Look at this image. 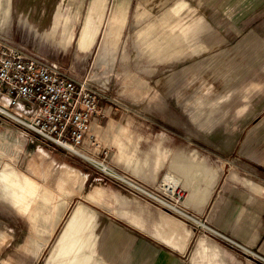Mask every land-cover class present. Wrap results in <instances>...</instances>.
<instances>
[{"label":"crops","instance_id":"1","mask_svg":"<svg viewBox=\"0 0 264 264\" xmlns=\"http://www.w3.org/2000/svg\"><path fill=\"white\" fill-rule=\"evenodd\" d=\"M123 1L115 0L113 6L111 22H115V28L126 15L125 9L124 15L119 12ZM203 6L214 12L207 15L209 18L197 17L181 27L174 42L169 43L174 47L160 49L158 60L183 53H187V60L225 58L229 56V52L224 53L229 48H225L236 43L239 56H260L253 68L263 72L264 0H219ZM96 10V3H91L87 14L95 17ZM207 27L211 32L205 33L199 42L198 36ZM82 29L75 43L77 52L88 50L98 32L88 25ZM111 35L106 32L103 40ZM205 68L207 65H203L202 69ZM210 68L209 65L208 72ZM260 74L250 81L256 88L240 101L243 107L239 114L218 118V107L224 97L208 96L211 86L206 82L209 86L203 87L204 81L193 83L191 79L188 82L192 91L176 99L195 127L207 131L218 119L222 126L231 121L232 129L226 126L225 132L211 130L202 138H193L188 131L178 136L158 133L137 138L114 137L109 144L122 147L113 152L108 150V155L103 153L99 160L85 153L78 155L90 162L87 165L49 147V164L40 170L41 180L46 185L54 183L57 189L60 179L62 186L68 187L66 194H70V189L72 192L54 222L70 203H77L58 233L52 256L46 257L44 264H187L188 245L198 231L193 221L203 226L216 221L221 233H235L231 235L234 240L257 254L232 239H225L264 260V186L259 183L264 182V77ZM216 81L223 85L227 76L219 75ZM231 103L228 100L224 104L230 109ZM175 106L168 112L167 105L163 109L162 115L168 117L166 122L169 119L170 124H176L185 117L189 123L183 110L179 106L176 110ZM98 118L92 120L90 130ZM164 118L158 116L163 123ZM173 136L183 139L188 146L173 147ZM137 143L147 145L136 147ZM123 144L134 145L133 151H122ZM37 165L41 168L42 164ZM239 170L246 175H240ZM247 171H258L263 176L258 174L254 180ZM72 250L76 256L69 259L67 254ZM222 258L223 248L205 235L194 242L191 264H218L215 260Z\"/></svg>","mask_w":264,"mask_h":264},{"label":"rangeland","instance_id":"2","mask_svg":"<svg viewBox=\"0 0 264 264\" xmlns=\"http://www.w3.org/2000/svg\"><path fill=\"white\" fill-rule=\"evenodd\" d=\"M218 1L125 0L119 12L124 15L125 9L126 15L116 23L115 28V22H111L115 0H0V36L28 53L33 52L44 60L54 62L75 78H86L90 84L103 89V96L98 102L104 115L92 124L91 137L85 138L83 144L77 146L86 155L99 160L103 153L108 155V150L113 152L116 147H122L109 144V139L114 137L137 138L158 133L178 136L188 131L189 136L202 138L211 130L225 132L228 126L232 129L231 121L222 126L223 122H218L219 119L207 131L195 127L176 99L192 91L188 82L191 79L193 83L204 81L203 87L211 86L208 96L224 97L218 107V118L239 114L243 107L240 101L246 98L251 89L256 88L252 87L253 78L260 73L261 78L264 77V71L253 68L260 56H239L235 43L225 48H229L224 51L229 52L225 58L187 60V53H183L158 60L160 49L174 47V44L169 43L174 42L173 38L179 35L181 27L197 17L209 18L207 15L214 12L203 4ZM91 3L97 5L95 17L87 14ZM85 25L90 29H98V32L88 50L77 52L75 43ZM106 32L112 35L103 40ZM207 32H211L208 27L202 30L197 38L199 42ZM214 63L217 64L214 66ZM203 65H207V68L210 65V71L202 69ZM224 74L227 81L220 86L216 79ZM228 100L232 102L230 109L224 104ZM166 105V112L171 110V106H175L176 110L179 106L189 123L185 122V117L176 124H170L169 119L166 122L168 117L162 115ZM158 116L164 118V123L158 120ZM172 144L173 147L188 146L176 136H173ZM134 145L123 144L122 151H133ZM49 147L65 153L75 162L90 163L33 133L21 121L0 114V264H44V259L52 256V249L59 239L58 233L75 207L72 206L77 203H70L54 222L59 208L67 197H71L72 192L70 189V194H66L68 187L62 186L60 179L56 184L57 189L54 183L46 185L41 180L40 170L49 164ZM39 163L42 164L41 168L37 165ZM228 171H224L223 177ZM247 174L254 180L258 179V174L263 176L258 171H247ZM259 183L264 186V182ZM239 186L241 190H246L245 186ZM196 221L203 222L201 219ZM193 224L198 231L188 245L185 256L187 264L192 263L193 244L202 235L223 248L224 258L215 260L218 264L222 261H231V264L264 263L263 259L228 241L232 239L238 243L232 237L235 233H221V226L216 221L213 225L204 223L208 228L195 221ZM241 246L257 254L250 247ZM67 255L69 259H74L76 251L72 250Z\"/></svg>","mask_w":264,"mask_h":264},{"label":"built area","instance_id":"3","mask_svg":"<svg viewBox=\"0 0 264 264\" xmlns=\"http://www.w3.org/2000/svg\"><path fill=\"white\" fill-rule=\"evenodd\" d=\"M102 93L86 78H75L0 36V107L33 133L61 148L64 143L77 148L91 137L92 120L102 115Z\"/></svg>","mask_w":264,"mask_h":264},{"label":"bare ground","instance_id":"4","mask_svg":"<svg viewBox=\"0 0 264 264\" xmlns=\"http://www.w3.org/2000/svg\"><path fill=\"white\" fill-rule=\"evenodd\" d=\"M0 112L2 114L8 115L7 111L5 108H1L0 107ZM13 118V117H12ZM14 119V118H13ZM16 120V119H14ZM17 121H21L22 123L26 124L24 121L22 120H17ZM28 126V124H26ZM63 148H67L68 150H70L71 152H73L74 154L77 155H82L84 152L81 149H77L76 147L70 145L69 143H64V145L62 144ZM98 165H100L101 167H103V169L105 168V166H103L101 163H97Z\"/></svg>","mask_w":264,"mask_h":264},{"label":"water","instance_id":"5","mask_svg":"<svg viewBox=\"0 0 264 264\" xmlns=\"http://www.w3.org/2000/svg\"><path fill=\"white\" fill-rule=\"evenodd\" d=\"M124 1H125V0H124ZM124 1H123V2H124ZM123 2H122V4H121V6H123ZM200 223H201V222H200ZM201 224H202V223H201ZM217 234H218V235H220V236H222V235H221V234H219V233H217ZM222 237H223V236H222ZM224 238H225V237H224Z\"/></svg>","mask_w":264,"mask_h":264}]
</instances>
